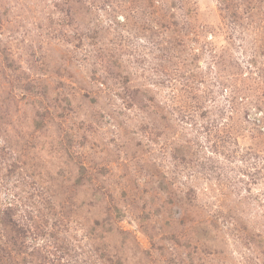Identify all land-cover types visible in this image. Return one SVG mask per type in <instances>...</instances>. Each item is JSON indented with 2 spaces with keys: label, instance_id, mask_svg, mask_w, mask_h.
<instances>
[{
  "label": "rangeland",
  "instance_id": "rangeland-1",
  "mask_svg": "<svg viewBox=\"0 0 264 264\" xmlns=\"http://www.w3.org/2000/svg\"><path fill=\"white\" fill-rule=\"evenodd\" d=\"M263 71L264 0H0L16 262L264 264Z\"/></svg>",
  "mask_w": 264,
  "mask_h": 264
},
{
  "label": "trees",
  "instance_id": "trees-1",
  "mask_svg": "<svg viewBox=\"0 0 264 264\" xmlns=\"http://www.w3.org/2000/svg\"><path fill=\"white\" fill-rule=\"evenodd\" d=\"M264 74V71H263ZM261 78V74L259 71V79ZM257 129L260 130L262 133H264V117L260 120L259 124L257 125ZM4 225H6L5 229L10 230V234H13L15 237L16 232L20 233L19 231H22V228L18 227L16 225V222L9 219V217H6L4 215ZM3 232V231H2ZM2 234V233H0ZM7 233L4 232L3 236L0 238V264H23V263H17V259L20 257L19 255L23 254L24 252L20 251L19 249H16L12 243L6 242ZM21 237V236H20ZM4 238V240H3ZM19 238V237H18ZM22 238V237H21ZM256 242V241H254ZM258 243V242H256ZM11 244V245H10ZM21 247V246H20ZM28 264V263H26Z\"/></svg>",
  "mask_w": 264,
  "mask_h": 264
}]
</instances>
